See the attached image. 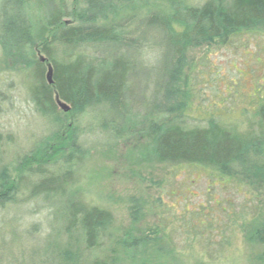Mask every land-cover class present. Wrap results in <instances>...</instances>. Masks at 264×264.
<instances>
[{
    "label": "rangeland",
    "instance_id": "obj_1",
    "mask_svg": "<svg viewBox=\"0 0 264 264\" xmlns=\"http://www.w3.org/2000/svg\"><path fill=\"white\" fill-rule=\"evenodd\" d=\"M205 1L141 0L118 8L101 22L139 18L150 8L169 12L175 5ZM231 1L218 0L222 6ZM84 2L65 0L69 12L81 11ZM43 4L45 10L37 6L33 11L36 21L46 17L57 0ZM14 16L15 7L0 0V40L13 45L15 38L5 26ZM60 54L56 58L62 60ZM162 65L161 57H155L132 74V80L136 77L139 82L132 100L134 115L139 117L137 108L149 102L143 91L149 77L164 73ZM31 87L28 70L0 52V172L4 169L17 188L12 203L0 209V264H51L60 253L71 264H90L94 256L112 264H264V245L259 241L264 230V185L258 188L242 178H229L219 169L160 159L155 151L157 131L113 142L99 132L112 119H96L99 113L81 123L85 135L80 142L86 150L80 154L71 188L61 183L51 186L46 196H32L37 179L26 171L44 162L43 155L33 152L55 126L36 110ZM261 88L264 92V36L228 37L186 49L180 76L168 87L171 99L165 107L173 110L181 105L175 115L185 114L188 128L205 127L214 119L253 133L258 130ZM58 113L65 118L62 109ZM58 168L50 172L61 174ZM78 199L114 218L113 235L102 251L88 253L80 230L71 235L64 230L67 218L81 208Z\"/></svg>",
    "mask_w": 264,
    "mask_h": 264
},
{
    "label": "trees",
    "instance_id": "obj_2",
    "mask_svg": "<svg viewBox=\"0 0 264 264\" xmlns=\"http://www.w3.org/2000/svg\"><path fill=\"white\" fill-rule=\"evenodd\" d=\"M139 1L85 0L81 11L69 12L65 0H57L50 13L36 21L33 11L37 6L44 9L43 0H6L7 6L15 7V16L8 19L5 26L15 42L13 45L0 40V52L15 65L28 70L36 110L50 118L55 126L52 133L40 141L42 146L33 152L36 156L43 155L44 162L37 163L35 170L26 171L37 179L32 185V196H46L54 185L61 183L71 188L80 154L86 150L80 142L85 135L81 123L86 116L94 119L96 113H99L96 119H112L108 126L102 122L104 126L99 132L108 134L113 142L125 135L157 131L155 151L160 159L219 169L229 178H242L262 187V88L257 93L260 97L256 114L258 130L253 133L225 127L214 119L205 127L188 128L186 115H175L182 106L171 110L165 107V102L171 97L168 87L177 81L184 66L186 49L228 37L264 36V0H232L228 6L220 5L218 0H206L201 5H175L169 12L150 8L139 18L101 22L118 8ZM72 18V23L66 22ZM92 51L97 55H91ZM58 54L64 56L62 60L56 58ZM155 57H161L164 73L148 78L150 82L143 92L148 93L149 102L137 108L138 117L133 114L132 100L139 91L136 87L139 82L132 77L138 66L149 64ZM41 58L45 61L41 62ZM48 66L53 69V85L47 81ZM56 97L70 107V111L64 113L65 118L59 116ZM57 135L63 140L57 141ZM57 167L61 174L50 172ZM5 174L2 169L0 209L12 203L17 190ZM78 202L81 208L67 218L64 230L67 235L80 230L88 253L102 251L113 235L114 218L100 207L87 206L79 199ZM259 241L264 245V230L259 234ZM55 256L51 264H71L65 261L64 254ZM90 264H112V261L94 256Z\"/></svg>",
    "mask_w": 264,
    "mask_h": 264
},
{
    "label": "water",
    "instance_id": "obj_3",
    "mask_svg": "<svg viewBox=\"0 0 264 264\" xmlns=\"http://www.w3.org/2000/svg\"><path fill=\"white\" fill-rule=\"evenodd\" d=\"M44 61L45 59L41 58V62H44ZM47 81L49 85H53V69L51 66H48ZM56 101H57L58 107L62 109L65 113H68L70 111V107L67 104L61 102L58 97H56Z\"/></svg>",
    "mask_w": 264,
    "mask_h": 264
}]
</instances>
